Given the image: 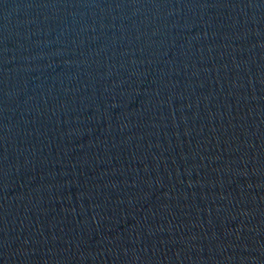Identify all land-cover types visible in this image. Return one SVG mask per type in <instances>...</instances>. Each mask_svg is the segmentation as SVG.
Segmentation results:
<instances>
[{
    "label": "water",
    "instance_id": "obj_1",
    "mask_svg": "<svg viewBox=\"0 0 264 264\" xmlns=\"http://www.w3.org/2000/svg\"><path fill=\"white\" fill-rule=\"evenodd\" d=\"M0 264H264V0H0Z\"/></svg>",
    "mask_w": 264,
    "mask_h": 264
}]
</instances>
